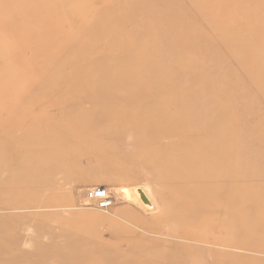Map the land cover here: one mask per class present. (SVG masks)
Masks as SVG:
<instances>
[{
  "label": "rangeland",
  "instance_id": "1",
  "mask_svg": "<svg viewBox=\"0 0 264 264\" xmlns=\"http://www.w3.org/2000/svg\"><path fill=\"white\" fill-rule=\"evenodd\" d=\"M12 1L17 7L7 2L0 13V158L26 169L20 175L0 173V244L11 246L15 256L13 262L0 257V264H172L186 250L204 251L205 246L185 239L181 225L170 220L180 207L173 204L163 176L105 156L98 138L76 136L89 121L77 116V109L68 110L73 100L60 96L63 92L45 88L66 83L77 88L76 81L91 63L87 58L127 56L130 46L135 51L131 56L149 53L164 67L172 54L188 56L199 60L188 72L207 73L216 90H230L231 105H245L239 111L244 140L260 123L250 110L257 86L264 91V0ZM34 5L52 12L49 21L38 22L43 16ZM29 20L36 26L24 29ZM113 34L116 45H127L124 52L107 46ZM155 39V45L147 44ZM11 53L23 58L12 66L22 80L14 78L12 68L5 69ZM170 78L179 87L186 85L183 74ZM27 98L32 99L30 106L21 109ZM257 103L264 109V100ZM72 116L73 125L65 121ZM59 124L66 130L58 136L63 141L59 149L46 152L43 137ZM68 132L73 139H67ZM110 140L122 154L139 150ZM136 185L149 189L155 211L122 198L121 187ZM94 186L108 189L113 199L108 209L88 199L87 191ZM250 187L264 198V179ZM223 250L236 253L235 264H264V252ZM206 259L202 252L200 261ZM220 259L221 264L227 261Z\"/></svg>",
  "mask_w": 264,
  "mask_h": 264
},
{
  "label": "bare ground",
  "instance_id": "2",
  "mask_svg": "<svg viewBox=\"0 0 264 264\" xmlns=\"http://www.w3.org/2000/svg\"><path fill=\"white\" fill-rule=\"evenodd\" d=\"M10 1L0 0V13L7 2L13 4V8L17 7V3L14 5V1ZM34 7L35 12L43 16L38 22L49 21L52 12L36 5ZM11 23L10 20L4 27L6 31ZM35 26L29 20L23 28L28 30ZM110 31L106 30L105 35L110 36ZM115 37L113 34L112 38H108V47L120 45L114 42ZM8 38L13 39L12 33ZM156 43V39L147 40V44L152 46ZM84 46L85 49L88 47ZM123 46L127 47L121 44L115 49L124 52ZM127 48L128 51L124 52L127 56L87 58L91 63L87 62L80 80L76 81L77 88L66 83L63 87L54 86V89L48 87L45 90L63 92L60 96L73 100L68 110L77 109V116L89 121L75 131L76 136L98 138L105 156L110 154L118 157L123 164L152 169L163 176L171 189L173 204L180 207L170 220L181 225L180 232L185 239L206 247L204 251L196 248L188 253L186 250L182 256L172 260V264H221L220 257L227 259L224 264H235L236 253L224 252V248L264 252V241H261L264 239V198L250 187L264 179V109L257 103L259 99L264 100V91L255 83L258 95L253 96L256 100L250 111L260 123L250 128V134H246L243 140L239 111H244L245 105H231L230 90H216L207 73L198 75L188 72L189 68L197 66L198 59L194 61L188 56L172 54L170 64L164 67L149 53L146 57L136 58L131 56L135 53L133 47ZM8 55L6 70H10L14 62L20 64L19 60L23 59L12 53ZM17 69H11L14 78L22 80L25 77H20ZM178 73L184 75L182 83L186 82V85L183 87L170 78V75ZM31 101L25 100L20 108L30 106ZM74 118L72 116L65 121L73 125ZM56 128L43 137L46 142L42 148L46 152L59 149V141H63L58 136L66 130L60 124ZM66 137L74 138L70 132ZM110 138H115L120 147L128 145L139 150L122 154L119 148L116 150L110 144ZM2 149L0 145V151ZM11 163L13 161L0 158V173L20 175L17 172L26 169L19 164L15 168ZM120 192L124 200H135L145 210L155 211L158 208L145 186L121 187ZM11 251V246L0 244V257L13 262L15 256ZM202 252L207 255L205 261H200Z\"/></svg>",
  "mask_w": 264,
  "mask_h": 264
},
{
  "label": "built area",
  "instance_id": "3",
  "mask_svg": "<svg viewBox=\"0 0 264 264\" xmlns=\"http://www.w3.org/2000/svg\"><path fill=\"white\" fill-rule=\"evenodd\" d=\"M87 197L102 210L108 209L113 203L111 194L108 189L103 186H94L90 188L87 191Z\"/></svg>",
  "mask_w": 264,
  "mask_h": 264
},
{
  "label": "water",
  "instance_id": "4",
  "mask_svg": "<svg viewBox=\"0 0 264 264\" xmlns=\"http://www.w3.org/2000/svg\"><path fill=\"white\" fill-rule=\"evenodd\" d=\"M141 198H142L143 200H145V197L142 196Z\"/></svg>",
  "mask_w": 264,
  "mask_h": 264
}]
</instances>
